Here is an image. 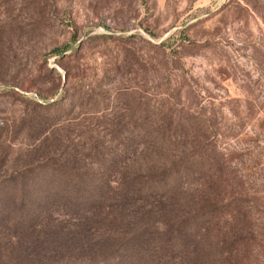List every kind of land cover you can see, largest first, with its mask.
<instances>
[{"label":"rangeland","instance_id":"obj_1","mask_svg":"<svg viewBox=\"0 0 264 264\" xmlns=\"http://www.w3.org/2000/svg\"><path fill=\"white\" fill-rule=\"evenodd\" d=\"M183 150H205L218 174L183 209H113L99 242L56 212L25 216L19 189L47 186L34 175L119 184ZM210 205L195 258L173 264H264V0H0V264H115L145 223Z\"/></svg>","mask_w":264,"mask_h":264},{"label":"trees","instance_id":"obj_2","mask_svg":"<svg viewBox=\"0 0 264 264\" xmlns=\"http://www.w3.org/2000/svg\"><path fill=\"white\" fill-rule=\"evenodd\" d=\"M142 122L146 133L150 122ZM168 128L169 126L162 124L151 130L158 135L163 146L168 145L170 140L166 138ZM187 151L183 150L178 157L166 156L158 169L131 174L119 184L113 185L110 176L71 171L34 175L31 180H42L47 186L19 189L23 198L29 192L33 195H30L29 201L31 209L25 210V216L31 217L33 221L39 218L46 221L56 212L57 217L64 218L62 221L65 229H77L84 235L94 230L97 238L95 241L99 242L106 232H99L101 226L97 224L113 209L135 206L143 216L161 212L166 214L167 207L172 211L178 207L183 209V193L187 188L208 185L218 178L214 171L215 160L205 155V150L203 153ZM223 161L226 162L227 159L224 157ZM57 182H61L58 185L60 187L53 186ZM17 191L18 189L15 192ZM58 199L63 202L62 209L54 207L51 210L52 202H57ZM43 200L48 201V206L43 207ZM37 201L40 203L37 204ZM218 208L211 205L194 207L186 211L187 215L178 219L177 223H170L168 228L161 229L157 224L145 223L137 238L128 236L120 240L115 247L116 251L111 253L108 260L116 258L115 264H173L193 260L199 250L206 224L215 218Z\"/></svg>","mask_w":264,"mask_h":264}]
</instances>
